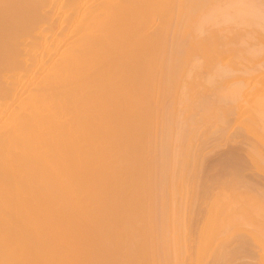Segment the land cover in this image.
Masks as SVG:
<instances>
[{"label":"bare ground","instance_id":"obj_1","mask_svg":"<svg viewBox=\"0 0 264 264\" xmlns=\"http://www.w3.org/2000/svg\"><path fill=\"white\" fill-rule=\"evenodd\" d=\"M263 171L264 0H0V264H264Z\"/></svg>","mask_w":264,"mask_h":264},{"label":"rangeland","instance_id":"obj_2","mask_svg":"<svg viewBox=\"0 0 264 264\" xmlns=\"http://www.w3.org/2000/svg\"><path fill=\"white\" fill-rule=\"evenodd\" d=\"M157 23H158V22H157ZM201 59H202V58H201ZM196 61H197V59H196ZM197 62H202V60L200 61V57H199V60H198ZM166 101H167V100H166ZM163 102H165V101H163ZM163 102H162V103H163ZM165 103H166V102H165ZM165 105H166V104H165ZM165 105L163 104V106H165ZM168 105H169V106H166V107H164V108H165V109H166V108L168 109V107H169V108H170V107L172 108V106H170L171 104H168ZM198 111H199V110H197L196 113H197ZM196 113H195V114H196ZM196 115H197L198 117H196ZM196 115H195L196 119L199 118L200 111H199L198 114H196ZM230 118H231V117L229 116V121H230ZM236 121H237V122H236ZM238 122H239V119H238V118H237L236 120H231V121H230V124H231V125L227 126L228 128H227V127L225 128V126H223V125H221V124H218V125H220L219 127H221V126L223 127L220 131H224L225 134H224L223 132H220L219 130L216 132L217 129L213 130V129L211 128V129H212V133H211V129L208 130V131H210V132H208V133H209L211 136L214 135V136H212V137H214V138L219 137V138H217V139H213L212 137H209V138H211L212 140H214V141L212 142V140H210V139L208 138V136H207L206 138H208V141H209V142H208V141L205 140V136H203V137H204V140L206 141V142H204V145H205L204 147H201V145L199 144V143H201V141H202V140L200 141V137H201V139H203V138H202V135L200 136V131H202L203 129L200 128V130H198V131H199L198 134H197L198 136H196V137H198L199 139H198V138L196 139L198 142L196 141L195 144L198 143V144H196V145H197V146L200 145V147L202 148V150H203V148H204V150L206 149L205 152L207 151V148H208V149H209V147H210V148H213L212 150L209 149V151L206 152L207 155H208L207 157H209V158H208V159H206V157L204 158V159H206L207 162H208V160H209V161H210V160H213V161H211V162H208V163H212V164H213V167L215 166V164L217 165L218 162H219V164H222V163L225 161V160H224L223 153H224V155H225V153H226L227 151H226V150H225V151H222V150H224L225 147H226L227 145H228V149H229V150H230V148H232V150H233V147L235 148L234 151H236V152L232 155L233 158H238V160L241 159L242 161L247 160V159L245 158V156H244L243 154H241L242 151L240 152L239 150H238V151L236 150V149H237V148H236V147H237L236 145H239V146H240V144L243 145L244 142L246 143V142L252 141V138H249V137H252V136L249 135V137H248V135L245 134V136H244V135L242 134V133H244V132H246V131L244 130V132H242L243 128L240 129V128H241V127H239V126L241 125L240 123H239L240 125L237 126V129L239 128V129L241 130V133L239 132L240 134H238V130H239V129L237 130V129L234 127V126H236V125L238 124ZM235 123H236V124H235ZM218 125H217V126H218ZM224 125H225V124H224ZM216 128H217V127H216ZM234 128H235V129H234ZM219 129H220V128H219ZM226 129H227V130H226ZM204 131H205V130H204ZM214 131H215L216 133H215ZM206 132H207V130H206ZM206 132H205L204 134H206ZM218 132H219V133H218ZM213 133H214V134H213ZM221 133H222V136H221ZM202 134H203V131H202ZM204 134H203V135H204ZM217 134H218V135H217ZM210 135H209V136H210ZM216 135H217V136H216ZM231 135H232V136H231ZM236 135H237V137L235 138ZM239 135H240V136H239ZM215 136H216V137H215ZM223 137H224V138H223ZM228 137H230V138H228ZM231 137H232L233 139H231ZM240 137H241V138H240ZM243 137H244V138H243ZM221 138H223V139H221ZM247 138H249L248 141H246ZM229 139L232 140L231 143H230L231 140H229ZM234 139H235V140H234ZM216 140H217V142H216ZM219 140H220V141H219ZM227 140H228V141H227ZM253 140H254V139H253ZM199 141H200V142H199ZM202 142H203V141H202ZM207 142H208V143H211V145L208 144L209 147L207 146ZM225 142H226V143H225ZM233 142H234V143H233ZM254 142H255V141H254ZM205 143H206V144H205ZM216 143L218 144V147H217V144H216ZM220 143H221V145H219ZM223 143H224V144H223ZM229 143H230V144H229ZM201 144H203V143H201ZM215 144H216V145H215ZM196 145H195V146H196ZM213 145H215V146H213ZM224 145H225V146H224ZM242 145H241V146H242ZM202 146H203V145H202ZM211 146H212V147H211ZM220 146H224V147L221 148ZM229 146H230V148H229ZM231 146H232V147H231ZM201 148H200V150H201ZM217 148H218V149H217ZM238 148H239V147H238ZM240 148H241V147H240ZM214 149H215V151H214ZM219 149H220L221 151H216V150H219ZM202 150H201L200 152L203 153L204 150H203V151H202ZM216 152H217V154H219V155H217ZM219 152H220V153H219ZM209 154H210V155H209ZM211 154H212V155H211ZM215 154H216V155H215ZM213 155H215V156H217V157L219 156L220 158H222V160L218 157V158L221 160V161H220L217 157H214ZM221 155H222L223 157H222ZM203 157H204V154H203ZM225 157H226V155H225ZM211 158H212V159H211ZM216 158H217V159H216ZM227 158H228V156H227ZM227 158H225V159L227 160ZM229 158H230V157H229ZM214 159H216L215 162H214ZM217 160H218V162L216 163ZM206 161H205V162H206ZM248 162H249V161H247V162L245 161V163L242 165L241 168H244V171L247 170V171H245V172L243 171V172H244L245 174L251 172V173H252V174L250 173L251 175L256 174V171H254V170H256V169H254V166L251 164V162H250V165L252 166V168H250L251 166L249 165ZM242 163H243V162H242ZM246 163H248V164H246ZM206 164H207V163H206ZM206 164H205V165H206ZM219 164H218L217 166H219ZM245 164H246V165H249V166H246ZM211 168H212V167H211ZM211 168H209V171L207 172L209 178H210L211 175H214V174H213V168H212V169H211ZM215 168H217V167H215ZM249 168H250V169H249ZM210 169L212 170V173L210 172V171H211ZM259 169H261V168H259ZM242 170H243V169H242ZM216 171H217V169L215 170V172H216ZM257 171H258V170H257ZM261 173H262V172H261ZM258 174H259V175H258ZM262 174H263L262 177H261L260 173H257V175H254V176H260L261 178H260V177H258V178H259L260 180H264V178H263V176H264V171H263ZM213 177H215V175H214ZM262 178H263V179H262ZM199 200L202 201V200L200 199V197H199ZM202 202H203V201H202ZM202 204H203V203H202ZM202 204L199 203V204L195 207V211H194L193 218H192V219H193V222H192L193 224H192V225H194V226H192V229H190V231L193 230V231H191V235H192V236H193V233H194V236H196V235L199 233V231H200V230H199V229H200L199 227H200V225L202 224V220L204 219L205 214H206L205 212H203V210H204L203 207H204V206L202 207ZM198 206H199V207H198ZM201 207H202L203 209H202ZM198 209H199V210H198ZM196 211H197V212H196ZM195 212H196L197 214H195ZM203 213H204V214H203ZM199 215H201L200 217H201L202 220L200 219ZM197 216H198V217H197ZM202 217H203V218H202ZM198 218H199V219H198ZM195 219H196V220H195ZM199 221H201V223H200ZM203 221H204V220H203ZM197 223H198V225H197ZM196 225H197V227H196ZM198 226H199V227H198ZM197 229H198L199 231H198ZM194 230H196L197 232L194 231ZM233 245H236V244H233ZM233 245H230L231 248H232ZM230 246H229V247H230ZM233 248H234V246H233ZM233 248H232V249H233ZM227 249H229V250H227ZM227 249H226V250H227L226 252H227V253L230 252L231 249L228 248V247H227ZM228 254H229V253H228ZM228 256H229V257L227 258V261L225 262V260H224V263L220 262V264H221V263H222V264H233V263H234V264H239L238 262H240V264H241V263H244V262H245V263L248 262V260H251V261H252L251 258H249V259L247 258V260L245 261L243 258H241V257H237V256H235V255L232 256L231 258H230V255H228ZM226 257H227V256H226ZM236 258H237V259H236ZM228 259L231 261V263H229L230 261H229ZM240 259H242L243 262H241L242 260H240ZM234 260H236V261L234 262ZM253 261H254V260H253ZM208 262H209V263H210V262L213 263L211 260H209ZM232 262H233V263H232ZM249 262H250V261H249ZM253 263L255 264V262H253ZM253 263H252V264H253Z\"/></svg>","mask_w":264,"mask_h":264}]
</instances>
